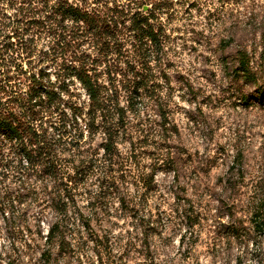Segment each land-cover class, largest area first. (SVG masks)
I'll list each match as a JSON object with an SVG mask.
<instances>
[{"label": "clouds", "instance_id": "clouds-1", "mask_svg": "<svg viewBox=\"0 0 264 264\" xmlns=\"http://www.w3.org/2000/svg\"><path fill=\"white\" fill-rule=\"evenodd\" d=\"M0 264H264V0H0Z\"/></svg>", "mask_w": 264, "mask_h": 264}]
</instances>
